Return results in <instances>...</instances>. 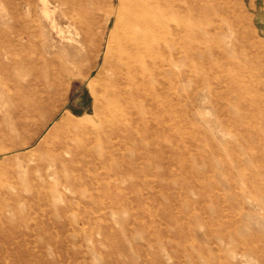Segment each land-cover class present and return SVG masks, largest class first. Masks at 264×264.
<instances>
[{
  "label": "rangeland",
  "instance_id": "374dc122",
  "mask_svg": "<svg viewBox=\"0 0 264 264\" xmlns=\"http://www.w3.org/2000/svg\"><path fill=\"white\" fill-rule=\"evenodd\" d=\"M48 3L0 0V264H264V0H174L117 108L119 0L102 40L97 0Z\"/></svg>",
  "mask_w": 264,
  "mask_h": 264
},
{
  "label": "bare ground",
  "instance_id": "6f19581e",
  "mask_svg": "<svg viewBox=\"0 0 264 264\" xmlns=\"http://www.w3.org/2000/svg\"><path fill=\"white\" fill-rule=\"evenodd\" d=\"M55 1H58L59 3H66L68 0ZM114 2L115 0H97L98 9H103L106 12L105 21L102 25V33L99 35L100 39H103L107 33V24L109 23L108 20L111 16ZM119 2L120 4L117 9L115 19V30H112L110 34L108 39V51L105 53L106 66L110 72L109 76L106 78L108 95L111 97L112 103L116 105V108V102L120 104L125 97L124 93L127 88L133 87V82L135 80L137 81V79H135V75H138V73L144 70L147 74L154 70L155 66L153 65L159 58V42L163 38L162 31H165L164 29L166 27L167 20L171 15H178V12L180 14L182 7H184L181 3L175 7L174 0H119ZM48 4V0H44L47 12H49ZM158 7H160L159 10H156L155 8ZM183 12L187 13L188 10L184 9ZM181 19L183 18L181 17ZM176 26L177 29H182L180 23ZM101 40L96 46L97 51L101 47ZM37 97L31 101L32 109L36 108L40 102ZM84 123H86L85 120H74L70 115H68L63 118L62 124L59 127L62 129L63 133L68 134L74 129H78L80 127L83 128L82 125ZM43 128L44 127H42V125H39L33 136L20 142L17 147L27 148L34 142ZM25 129H27V127L22 130ZM73 133L75 134L74 131Z\"/></svg>",
  "mask_w": 264,
  "mask_h": 264
}]
</instances>
